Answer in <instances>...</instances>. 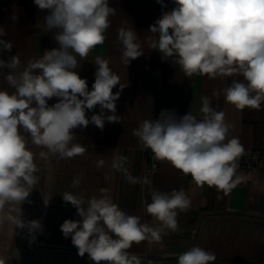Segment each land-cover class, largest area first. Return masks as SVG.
<instances>
[{
    "label": "clouds",
    "instance_id": "clouds-1",
    "mask_svg": "<svg viewBox=\"0 0 264 264\" xmlns=\"http://www.w3.org/2000/svg\"><path fill=\"white\" fill-rule=\"evenodd\" d=\"M175 7L163 12L149 32L147 43L162 53L163 59L174 58L184 75H207L210 79H233L222 89L226 103L238 110L257 109L264 103V0H173ZM41 10H48L44 28L54 31L58 48L45 50L39 58L21 64L18 54L7 60L0 58V72L13 91L0 89V213L6 205H19V218L0 214V226L10 220L29 233L42 229L38 220L21 219V204L38 183L39 168L30 142L42 149L40 159L57 155L61 159L82 155L85 148L74 143L73 129L86 128L89 123L103 130L105 122H120L116 101L127 86L102 56L94 58L95 80L90 91L86 78L75 71L80 61L105 41L110 17L115 8L109 0H34ZM163 5V0H157ZM15 19V17H13ZM7 33L0 27V37ZM118 39L122 45L121 62L126 66L144 55L139 35L133 27H121ZM10 41L0 39V56L11 52ZM6 70V71H5ZM119 85L120 91L113 93ZM219 96L220 91H214ZM53 97L58 102L49 105ZM197 118L190 111L177 116L175 110H162L159 118L144 120L132 135L153 158L166 161L184 175H190L198 186H215L221 190L234 187L239 177L237 160L244 147L236 137H229L232 125L225 113L202 97ZM99 105V114L86 117V110ZM105 110L111 112L106 115ZM103 160L97 167L102 166ZM126 158H117L114 167L132 184L150 183L144 177H133L126 167ZM82 177L73 179L78 187ZM99 195L86 198L83 192H65L62 199L76 209L79 220L66 219L60 229L64 238L86 253L95 264H141L140 258L129 252L133 244L159 242L165 230H178L177 217L191 205L184 189L161 192L150 189L151 203L146 211L159 226L141 223L140 217L128 215L101 188ZM12 207L10 211H15ZM33 239L35 237L33 236ZM217 259L214 252L193 246L178 255V264H211ZM0 264H6L0 258Z\"/></svg>",
    "mask_w": 264,
    "mask_h": 264
},
{
    "label": "crops",
    "instance_id": "crops-1",
    "mask_svg": "<svg viewBox=\"0 0 264 264\" xmlns=\"http://www.w3.org/2000/svg\"><path fill=\"white\" fill-rule=\"evenodd\" d=\"M163 7L157 0H109L115 8L110 17V27L105 31V41L97 45L80 61L76 69L81 78L87 79L88 88L94 83V58L102 56L127 86L116 101V115L120 122H105L103 130L89 123L86 128L73 129L74 143L85 148L82 155L61 159L50 155L40 159L42 149L30 142L28 147L35 153V163L40 169L36 175L38 183L21 204V219L38 220L42 229L29 233L10 220L0 226V258L6 264H95L88 254L78 255V249L71 243V237L64 238L60 225L66 219L79 220L76 209L65 204L62 195L67 192L86 194V198L99 195L101 188L109 190L113 201L128 215L140 217L141 223L159 226L146 211L151 203L150 189L171 192L184 189L190 197L187 211L180 212L178 230H165L159 242L133 244L128 251L137 255L141 264H178V255L193 246H200L214 252L217 259L211 264H264V160L253 170L236 172L239 177L234 187L221 190L215 186H198L189 175H184L166 161L153 158L150 149H145L139 139L132 135L144 120L159 118L162 110H175L177 116L191 112L202 118L200 108L202 97H209L210 104L217 111L225 113V120L232 125L229 137H236L245 151L258 150L264 153V103L259 110L236 109L226 103L222 89L233 79L228 77L210 79L207 75L188 78L174 58L163 59L162 53L152 50L147 37L150 25L171 11L173 0H163ZM48 10H41L34 0H0V27L7 33L0 39L12 43L11 52L0 58L18 54L22 65L32 58H39L45 50L58 48L54 31L44 28V17ZM15 17V19H13ZM121 27H133L139 35L144 55L132 60L129 65L121 62L122 45L118 39ZM6 71V70H5ZM0 72V89L13 91ZM113 93L120 91L119 85ZM220 91L219 96H213ZM58 102L53 97L49 105ZM99 105L86 110V117L99 114ZM106 115L112 113L105 110ZM126 158L124 167L133 177H144L150 183H130L114 164L118 157ZM103 160L102 166L97 167ZM156 165L154 172H149ZM82 177L78 187H71L73 179ZM15 207V211H10ZM2 215L19 218V205H6ZM33 236L35 239H33Z\"/></svg>",
    "mask_w": 264,
    "mask_h": 264
},
{
    "label": "built area",
    "instance_id": "built-area-1",
    "mask_svg": "<svg viewBox=\"0 0 264 264\" xmlns=\"http://www.w3.org/2000/svg\"><path fill=\"white\" fill-rule=\"evenodd\" d=\"M264 160V153L258 150L253 151H244L243 155L237 160V172H244L253 170L256 165ZM156 170V165H151L149 172H154ZM189 178L192 182L193 179L189 175Z\"/></svg>",
    "mask_w": 264,
    "mask_h": 264
}]
</instances>
